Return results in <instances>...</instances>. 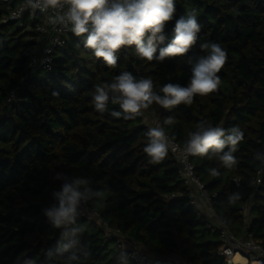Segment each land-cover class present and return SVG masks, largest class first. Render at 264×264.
<instances>
[{
    "label": "trees",
    "instance_id": "16d2710c",
    "mask_svg": "<svg viewBox=\"0 0 264 264\" xmlns=\"http://www.w3.org/2000/svg\"><path fill=\"white\" fill-rule=\"evenodd\" d=\"M17 2L0 0V264H135L120 256L96 221L81 216L85 209L156 257L226 264L218 255L220 232L208 229L191 206L175 157L168 150L163 160L149 162L144 148L151 128L143 115L125 119L112 91L105 111L93 103L96 85H110L125 71L152 80L158 95L166 83L186 87L207 55L206 43L227 53L218 90L195 96L191 105L164 109L153 103L144 110L182 148L201 128L220 127L225 139L238 130L234 148L191 155V162L217 216L236 237L249 234L264 247V0H175L156 55L171 42L179 18L195 12L201 30L185 55L162 62L140 59L132 46L121 48L117 66L109 68L85 47L86 34L71 30L53 69L32 75L24 54L33 35L2 23ZM15 89L18 101L6 106ZM227 153L231 166L221 160ZM77 180L85 183L76 214L57 227L47 212L59 206L63 186Z\"/></svg>",
    "mask_w": 264,
    "mask_h": 264
},
{
    "label": "clouds",
    "instance_id": "9594fccd",
    "mask_svg": "<svg viewBox=\"0 0 264 264\" xmlns=\"http://www.w3.org/2000/svg\"><path fill=\"white\" fill-rule=\"evenodd\" d=\"M65 4L68 5V11L55 19L64 21L66 17L75 35L86 34L85 47L91 49L95 57L102 59L109 68L117 66L116 53L121 48L132 46H135L137 56L148 62H162L165 58L183 56L195 45L201 30L195 12L189 13L187 18H179L175 22L171 42L166 47L159 48V54L156 55L157 45L163 44L166 39L165 26L174 17L175 0H25L26 6L39 7L41 11L61 9ZM202 47L207 55L200 57L195 64L186 87L178 83H166L160 88L163 95H158L153 92L152 80L137 79L131 72L125 71L114 77V82L110 85H96L93 94L95 108L105 111L108 92L118 93V98L112 102L119 104L125 119L130 120L153 103L164 109H172L180 104L191 105L197 95L217 91L221 84L218 73L226 63L227 53L215 43H206ZM112 115L120 116L121 113L113 112ZM165 123L171 124L173 121L168 119ZM233 132V135L225 139V132L220 127L201 128L189 133L185 150L188 154L203 156L210 149L220 152L226 144L234 148L241 139V134L235 129ZM148 136L150 142L144 151L151 157L150 163H157L168 152L165 132L162 128L153 127L149 129ZM221 160L231 166L233 157L231 153H227ZM83 183L85 182L77 180L74 184H65L62 191L56 194L59 206H53L47 212L55 226L74 218L83 195L79 186Z\"/></svg>",
    "mask_w": 264,
    "mask_h": 264
},
{
    "label": "built area",
    "instance_id": "2783aa9c",
    "mask_svg": "<svg viewBox=\"0 0 264 264\" xmlns=\"http://www.w3.org/2000/svg\"><path fill=\"white\" fill-rule=\"evenodd\" d=\"M15 0H2L3 4H11ZM68 11L65 4L61 9H48L41 11L39 7L32 8L25 5V0H18L14 7L8 9L3 19V24L14 23L22 34L33 35L29 41L32 47L26 50L25 57L28 60V71L31 75L37 70L51 71L55 61V53L63 48L71 31V23L65 17L64 21L56 20L55 17L63 16ZM51 18V19H50ZM55 20V22H54ZM28 76L22 79V83ZM18 89L13 90L8 98L7 105L10 106L18 101ZM146 112V111H145ZM144 121H150L152 127L162 128L160 121L148 113H145ZM163 129V128H162ZM166 144L169 152L175 157L179 173L186 187L191 192L190 204L197 214L205 218L208 229L220 232L221 247L218 255L226 264H264V247L260 242L247 234L242 238L236 237L228 227L226 221L221 220L213 209L212 197L207 187L195 176V166L191 162V154L182 148L177 142L165 133ZM257 184L261 181L258 179ZM242 215L248 220V206L243 207ZM81 216L96 221L108 240H112L121 257L127 258L135 264H187L180 257L162 258L156 257L140 246L127 240L119 230L112 229L108 223L103 221L99 213H91L88 209L83 210ZM239 256L245 262H237Z\"/></svg>",
    "mask_w": 264,
    "mask_h": 264
},
{
    "label": "rangeland",
    "instance_id": "374dc122",
    "mask_svg": "<svg viewBox=\"0 0 264 264\" xmlns=\"http://www.w3.org/2000/svg\"><path fill=\"white\" fill-rule=\"evenodd\" d=\"M28 40V39H27ZM146 112H145V110L144 109H142V112H141V114L143 115V116H146V114H145ZM146 125L147 126H150V127H152V124H151V122L148 120V121H146ZM88 225V222H85V224H84V226L86 227ZM98 228H99V226H98Z\"/></svg>",
    "mask_w": 264,
    "mask_h": 264
},
{
    "label": "bare ground",
    "instance_id": "6f19581e",
    "mask_svg": "<svg viewBox=\"0 0 264 264\" xmlns=\"http://www.w3.org/2000/svg\"><path fill=\"white\" fill-rule=\"evenodd\" d=\"M236 261H237V262H242V263L245 262V261H244L242 258H240L239 256L236 257Z\"/></svg>",
    "mask_w": 264,
    "mask_h": 264
}]
</instances>
